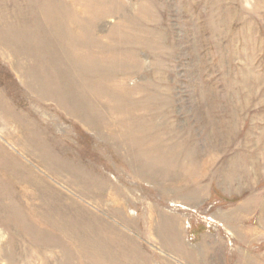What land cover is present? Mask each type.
Returning <instances> with one entry per match:
<instances>
[{
	"label": "rangeland",
	"instance_id": "1",
	"mask_svg": "<svg viewBox=\"0 0 264 264\" xmlns=\"http://www.w3.org/2000/svg\"><path fill=\"white\" fill-rule=\"evenodd\" d=\"M0 264H264V0H0Z\"/></svg>",
	"mask_w": 264,
	"mask_h": 264
}]
</instances>
